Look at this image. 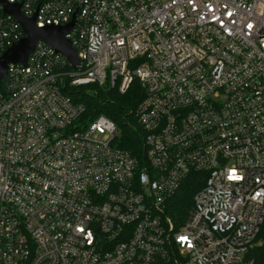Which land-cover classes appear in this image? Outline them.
<instances>
[{"label":"built area","instance_id":"2783aa9c","mask_svg":"<svg viewBox=\"0 0 264 264\" xmlns=\"http://www.w3.org/2000/svg\"><path fill=\"white\" fill-rule=\"evenodd\" d=\"M5 1L40 28L74 16L80 61L38 40L0 78V264H264V0ZM23 37L0 3V56ZM134 79L137 153L62 90Z\"/></svg>","mask_w":264,"mask_h":264},{"label":"trees","instance_id":"16d2710c","mask_svg":"<svg viewBox=\"0 0 264 264\" xmlns=\"http://www.w3.org/2000/svg\"><path fill=\"white\" fill-rule=\"evenodd\" d=\"M74 102L84 105L83 117L92 119L104 115L119 129L115 144L131 153L140 152L142 145V131L137 123L136 108L143 100L145 93L139 81L134 79L124 93L117 88L101 87L91 83L82 86H69L63 88ZM196 186L187 182L170 199L168 205L169 215L173 218L184 216L191 206V200ZM255 254L259 261H264V220L260 225L255 238Z\"/></svg>","mask_w":264,"mask_h":264},{"label":"water","instance_id":"95a60500","mask_svg":"<svg viewBox=\"0 0 264 264\" xmlns=\"http://www.w3.org/2000/svg\"><path fill=\"white\" fill-rule=\"evenodd\" d=\"M4 12L12 15L21 25L25 37L16 41L9 47L2 56H0V78L6 79L8 65L11 63H21L26 65L27 58L32 52L36 41L42 40L52 46L57 53L62 54L67 61L77 66L79 57L76 49L71 45L68 38L65 37L70 32L75 19L62 26L47 25L42 28L35 25V17L27 18L20 12L19 4H9L5 0H0Z\"/></svg>","mask_w":264,"mask_h":264},{"label":"rangeland","instance_id":"374dc122","mask_svg":"<svg viewBox=\"0 0 264 264\" xmlns=\"http://www.w3.org/2000/svg\"><path fill=\"white\" fill-rule=\"evenodd\" d=\"M97 138H98V139H102V138H103V136H97Z\"/></svg>","mask_w":264,"mask_h":264}]
</instances>
